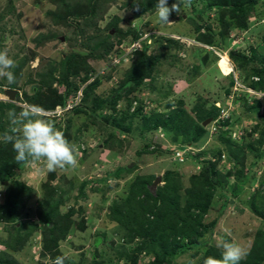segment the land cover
<instances>
[{
    "label": "rangeland",
    "instance_id": "rangeland-1",
    "mask_svg": "<svg viewBox=\"0 0 264 264\" xmlns=\"http://www.w3.org/2000/svg\"><path fill=\"white\" fill-rule=\"evenodd\" d=\"M36 1L39 0H0V15L5 14V18L0 21V51L6 52L14 62V67L10 71L22 67L19 79L14 82H9L6 77H0V103H12L19 108L7 112L3 122L4 132L14 126L10 114L13 112L18 114L26 105H30L25 100V94L31 95L32 89L37 87L39 82L37 74L47 71L50 65L58 66V62L70 50V41L76 40L73 28L56 27L51 23L47 13L55 11L56 6L50 3V0H40V4ZM137 1L141 0H115L108 4L101 14L99 13L98 28L105 35H111V40L115 43L113 53L104 61L91 62L92 72L89 73L87 81L77 80L79 89L68 96L64 106L58 105L51 110L44 109L40 113V116L52 120L56 127L64 132L65 137L78 148L79 166L75 169L48 171L43 162H24L21 166L16 165L6 169L12 176L0 178V205H3L7 199L12 187L10 182L24 183L29 191L16 198L20 200L16 223L34 224L38 227L32 230L26 246L21 251L14 252L7 244L12 240L11 235L16 232L14 230L16 224L7 225L0 221V256L3 253H11L22 264H51L52 253L45 251L43 246L40 204L44 198L43 185L48 181L51 173H56V180L52 181L51 185H57L62 191L59 194L64 200L61 213L65 214L72 208L78 211L73 216V227L65 239L58 244L59 252L66 257L65 261L68 264H94L95 253L96 263L99 264H132L133 258L137 259L138 264H150L155 259L154 254L144 247L140 251L141 240L138 238L131 241L127 233L108 218L109 207L125 197L131 185L139 178L154 179L151 188L156 179L161 177V183L152 191L156 194L157 188L166 184L164 177L168 172L175 174L176 183L182 186L181 193L185 195V190L192 186L193 177L200 172L202 160L217 159L213 156L214 152L221 154L218 170L221 177H227L228 182L223 188L213 192L212 204L205 219L207 226L214 221L216 224L198 244L189 245L184 242V247L177 252L173 263L200 264L207 247L211 245L222 250L221 245L224 240L239 242L246 249L247 254L244 259L249 255L255 234L263 225L250 206L253 197H256L257 206H264V149L262 147L263 156L256 160L255 153L245 148L244 164L237 166L244 171L250 170L249 178L238 197H234L231 192L237 185L234 176L236 166L228 157L219 139L220 130L217 122L229 119L230 136L234 142L243 146L262 138L260 133L264 129V119L250 110L253 101H246L247 104L244 105L243 99L245 94L259 98L264 108V90L248 87L246 75L252 67L248 66L246 71L240 72L229 58V53L237 51L250 55L251 49H255L258 56L264 55V0H258L259 8L249 16L248 28L233 29L226 42L223 41L226 47L219 48L198 43L195 38V24L212 23L214 30L218 27L216 11L203 12L201 17L193 14L204 10L208 5L207 0H179L180 10L170 15L167 24L158 21L156 9L152 13L136 16L132 5ZM173 2L174 0H169V6ZM10 8H12L11 13L8 12ZM187 16H191L192 19H184ZM181 17L183 18L180 19ZM175 18L179 20L170 22V19ZM130 28L139 31L142 39L149 37L148 55L166 53V58H163L156 68L157 78L154 81L146 80V85L151 84L155 90H145L139 96L145 101V115L150 116V113L154 112L160 115L166 114L169 109L165 104L168 101L175 103L178 100H183L184 107L188 111H192L198 103L205 108H210L213 104L220 108L218 120L214 121L210 118L211 121L205 126L206 133L196 143L181 145L183 151L175 150L179 148L181 140L174 144L173 133L161 128L146 130L140 117H137L133 123L135 137L121 134L120 139L123 142H114L113 148L108 149L103 145L107 134L103 131L101 134L98 132L102 130L101 128L98 130L102 125L96 126L83 116L75 115L74 109L64 112L68 103H76L78 92L83 90L77 102L81 104L85 95L84 90L96 80L97 76L103 78L102 85L95 89L98 96L108 98L119 88L125 70L134 62L136 53L143 48L142 44L141 49L133 51L132 44L138 40L131 41V36L122 37V42L118 43L117 30L125 32ZM51 33H54L57 39L37 46L38 40H42L39 39L41 36L45 38ZM159 37L173 39L184 46V49L174 46L170 51H163L158 44L153 43ZM220 41V39L216 40V42ZM124 55L128 58L126 62L115 65L114 62ZM196 67L197 72L194 71ZM232 69L234 73L230 77H233L236 83L232 93L226 97L224 93L229 86V73ZM108 76L109 79L105 80ZM29 78L34 79V82L29 83ZM253 80L256 78L254 77ZM11 84H16V88L13 89L18 91L13 102L6 101L3 93ZM57 87L61 94L65 93L64 88L56 83L54 88ZM248 89L253 90V94L247 92ZM159 94H164L165 98H159ZM135 105L136 103L132 108H135ZM177 105L175 103V106ZM125 108L124 102L119 103L117 112ZM56 110H58L57 114L47 115L50 111ZM130 111L133 113V110ZM111 113V111H103L101 115L109 116ZM84 123L88 128H84ZM258 125L259 128L255 131ZM15 127L20 126L15 125ZM114 134L117 135L116 130ZM146 143L154 147L161 146L164 151H153V146L145 151ZM259 148H261L260 144L256 143V149ZM126 167L131 171L123 172L118 178L114 177L118 170ZM82 189L86 198L80 197ZM224 204L226 207L222 212ZM78 209H83V212L82 210L79 212ZM82 220L85 224L83 229H79L77 225ZM103 235H105L104 241L95 250V241ZM121 253L125 254V257H121Z\"/></svg>",
    "mask_w": 264,
    "mask_h": 264
},
{
    "label": "trees",
    "instance_id": "trees-1",
    "mask_svg": "<svg viewBox=\"0 0 264 264\" xmlns=\"http://www.w3.org/2000/svg\"><path fill=\"white\" fill-rule=\"evenodd\" d=\"M50 3L56 6L55 11H49L47 16L54 26L73 28L76 40L70 41V50L64 55L60 62L50 65L47 71L38 73L39 79L37 87L32 89L31 95L25 94V100L30 105H37L45 110L54 109L56 106H64L70 94L78 91L77 80L86 82L89 73L92 72L91 62H100L108 59L113 53L115 43L111 40V35H105L98 28L97 17L102 13L106 6L115 0H50ZM157 0H141L135 2L132 7L136 16L140 17L155 10ZM208 5L202 11L193 12L198 17H201L203 12L216 11L218 14L217 30H214L212 23L204 25H194L196 40L198 43L210 45L214 47H226L223 41L229 36L233 29H247L250 21V15L259 8L258 0H207ZM40 4V0L36 1ZM11 13L12 8L9 9ZM7 12V13H8ZM100 13V14H99ZM5 18V14L0 15V21ZM181 17L180 19H182ZM186 18L192 19L191 16ZM117 27V25H116ZM205 30V31H203ZM118 43L122 42V37L131 36V41L139 40L141 34L135 29L128 31L117 30ZM37 46H41L52 39H57L54 33L41 36ZM220 39V42L216 40ZM225 39V40H224ZM73 41V42H72ZM158 44L163 51H170L174 46L183 48L180 43L173 39L165 37L156 38L153 42ZM148 41L143 42V48L136 53V58L131 66L125 70L119 88L113 92L108 98H102L95 93V89L102 85L103 78L97 76L96 80L88 85L84 90V98L80 105L74 110L77 116H83L94 125H102L101 131L107 134V138L103 143L108 149L113 148L114 142L122 143L120 135L127 137H135L133 128L134 120L138 117L144 122L146 130L163 129L174 134L173 143L178 142L179 148L175 150L183 151V146L193 144L206 133L204 122L207 119L217 121L220 114V108L213 104L210 108L201 107V104L188 111L183 104V100H178V105L175 106L174 101H168L165 106L169 109L168 113H150V116L144 114L145 101L140 99V94L145 90L155 88L149 84L146 85V80L154 81L156 68L161 63L163 58H166V53L158 55H148ZM179 44V45H178ZM229 58L234 62L237 69L246 71L248 66H251V71L247 72L246 79L248 87L255 90H264V55L258 56L255 49H251V54L247 55L244 52L231 51ZM258 58H260L258 60ZM28 61V59H26ZM26 61V62H27ZM204 61L207 60L204 58ZM24 64V62H23ZM198 71V68H194ZM22 67L16 68L13 72L15 80H18L21 74ZM196 71V72H197ZM56 74L58 75L56 77ZM232 75V74H231ZM230 77V75H229ZM257 80H253V78ZM109 79L105 77V80ZM29 83L34 82V79H28ZM64 88V94L59 92L58 87L54 88L55 84ZM236 81L230 77V83L225 90L224 95L227 97L232 93ZM10 88H16V84H11ZM95 93V94H94ZM159 98H165L164 94H159ZM253 101L250 110L257 113L264 119V108L259 98L245 94L243 99L244 105L249 101ZM247 101V102H246ZM124 102L126 108L117 112L119 103ZM136 103L135 108H132ZM138 104V106H137ZM200 104V105H199ZM175 107V108H174ZM132 108V109H131ZM17 108L12 103H0V131H3V122L7 112L16 111ZM130 110H133L131 113ZM103 111H111V115L103 116ZM116 113L118 115L116 116ZM127 122V124H126ZM218 129L220 130V141L224 145V150L230 160L235 162L236 171L234 176L237 180V185L232 190V195L238 197L242 191V187L248 182L250 170L244 171L238 168L245 161V148H248L251 153H255L256 160L263 156L262 147L264 149V129L261 130L262 138L253 140L247 145H242L234 142L230 136L229 126L230 120H218ZM69 126L71 125L68 124ZM84 128H88L86 123ZM259 125L256 127V130ZM117 131V135L114 134ZM145 130V132H146ZM143 131V130H142ZM142 136V132H140ZM256 143L260 144L259 149H256ZM153 145L146 143L145 151ZM257 150V151H256ZM153 151L162 152L164 149L161 146H153ZM219 154V155H218ZM216 160H202V167L199 174L193 177L192 186L185 190V195L181 193L182 186L176 183L175 174L168 172L164 177L166 183L162 187H158L156 194L151 191L150 185L154 179L139 178L130 187L128 194L125 197L115 201L109 207L108 218L115 222L119 228L127 233V237L131 241L136 239L141 240V246L151 251L155 259L150 264H174L173 259L177 252L182 249L186 242L189 245L198 244L209 231L213 229L216 221L205 224V219L209 213L212 204L213 192L223 188L228 182L226 176L221 177L218 170V164L221 159V154L214 152ZM16 153L12 145L0 144V178L9 177L10 172L7 168L21 166L24 162H18L15 159ZM200 159V157H198ZM238 165V166H237ZM131 171L130 168H122L116 172L115 178L121 174ZM13 174V173H12ZM232 174V173H231ZM12 176V175H11ZM7 179V178H6ZM56 180V173L49 175L48 181L43 185L44 198L40 204L41 228L43 234V246L45 251L52 253L53 259L61 255L58 249L59 241L64 240L68 232L74 225L73 216L78 211L72 208L67 213L62 214L60 209L64 204L61 189L56 185H51L52 181ZM11 189L7 199L3 205H0V221L8 224H16L15 234L11 235L12 239L8 242V247L14 251H21L29 241L32 230H36L37 225H25L17 222V207L20 203L22 194H27L29 189L24 183L10 182ZM99 190V189H94ZM81 198H86L83 189L80 193ZM226 204L222 206V212ZM252 212L263 223L262 228L257 231L254 237V244L246 259L241 260L240 264H264V206H257L256 197H253L251 203ZM79 210V209H78ZM83 209H80L79 212ZM221 213V211H220ZM84 220H82L77 228L83 229ZM103 237L97 238L95 241V250L99 244L103 242ZM222 250L215 246H208L204 255L201 257L200 264L207 256L221 258ZM121 257L125 254L121 253ZM128 258L130 256L126 255ZM94 264L96 263L97 254L94 255ZM132 264H138L137 259L133 258ZM67 263V261H65ZM0 264H22L11 253H3L0 256ZM68 264V263H67Z\"/></svg>",
    "mask_w": 264,
    "mask_h": 264
},
{
    "label": "clouds",
    "instance_id": "clouds-1",
    "mask_svg": "<svg viewBox=\"0 0 264 264\" xmlns=\"http://www.w3.org/2000/svg\"><path fill=\"white\" fill-rule=\"evenodd\" d=\"M155 9L158 21L167 24L170 15L179 12L180 3L179 0H174L169 6V0H157ZM13 67V60L6 52L0 51V77H6L9 82H14L15 76L10 71ZM233 73L232 69L229 75ZM6 101H9L7 97ZM43 111L40 106L26 105L18 114L11 113L10 118L14 126L0 133V141L12 145L18 162H43L48 171L75 169L79 166L78 148L65 137L64 132L58 129L52 120L40 116ZM15 125L20 127L17 128ZM221 247V258L207 256L203 264H240L247 254L244 246L235 240H224ZM65 259V256L58 255L51 259V264H65Z\"/></svg>",
    "mask_w": 264,
    "mask_h": 264
},
{
    "label": "built area",
    "instance_id": "built-area-1",
    "mask_svg": "<svg viewBox=\"0 0 264 264\" xmlns=\"http://www.w3.org/2000/svg\"><path fill=\"white\" fill-rule=\"evenodd\" d=\"M148 38H149V37H148ZM148 38H147V39H142V35H141V38H140L136 43L132 44L133 51L138 50V49H141L143 42L147 41ZM127 59H128V58H127V55H124L121 59L115 61L114 64H115V65H118V64H120V62H124V61L126 62ZM239 87H241V88H245V87L242 86V85H239ZM252 91H253V90H250V89L247 90V92L253 94ZM82 92H83V90H80V91L78 92V97L76 98V103H77V102L79 101V99L81 98V96H82ZM254 94H255V93H254ZM76 103H68V104H67V108L64 109V112H67V111H69V110H72L74 107H76V106L78 105V103H77V104H76ZM57 113H58V110H56V111H50L49 113H47V115H55V114H57Z\"/></svg>",
    "mask_w": 264,
    "mask_h": 264
},
{
    "label": "water",
    "instance_id": "water-1",
    "mask_svg": "<svg viewBox=\"0 0 264 264\" xmlns=\"http://www.w3.org/2000/svg\"><path fill=\"white\" fill-rule=\"evenodd\" d=\"M186 17H184L185 19ZM171 21L170 22H176L179 20V18H175V19H170ZM64 40V38L62 39ZM4 95L8 98L9 101L13 102L15 101L17 95H18V91L17 90H14V89H6L4 90ZM211 121V119L207 120L205 123H204V127ZM162 181V178L161 177H158L156 179V181L153 183L152 187H151V191H154V188H156V186L161 183Z\"/></svg>",
    "mask_w": 264,
    "mask_h": 264
}]
</instances>
